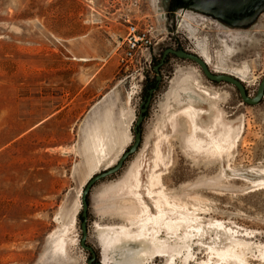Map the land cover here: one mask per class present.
I'll use <instances>...</instances> for the list:
<instances>
[{"label": "rangeland", "instance_id": "obj_1", "mask_svg": "<svg viewBox=\"0 0 264 264\" xmlns=\"http://www.w3.org/2000/svg\"><path fill=\"white\" fill-rule=\"evenodd\" d=\"M244 22L172 0H0V264H88L82 192L133 145L157 76L139 150L88 195V245L102 264H129L117 233L147 222L146 241L155 233L170 242L174 264H264V98L248 105L236 87L175 56L154 70L182 45L254 97L264 78V9ZM130 24L152 41L132 59ZM195 96L209 98L217 123L235 130L231 150L197 146L183 110ZM134 169L140 182L128 194ZM160 192L194 222L154 225L165 209ZM61 238L65 253L56 250ZM143 262L168 260L145 254Z\"/></svg>", "mask_w": 264, "mask_h": 264}, {"label": "bare ground", "instance_id": "obj_2", "mask_svg": "<svg viewBox=\"0 0 264 264\" xmlns=\"http://www.w3.org/2000/svg\"><path fill=\"white\" fill-rule=\"evenodd\" d=\"M206 62L209 63L208 61ZM209 104V98L204 96H195V98H193L187 106H184L183 110L194 127V137L197 146L207 148L214 153L221 154L227 150H231L239 141V137L235 135V130L233 128L229 126H220L217 123L208 108ZM158 156H160V153ZM160 181L161 176L159 177V182ZM139 182L138 172L134 169L128 180L124 183L126 193L136 194ZM156 200L158 204L164 206L165 209L162 207L159 208L158 216L154 225L163 223L170 231L172 228H179L181 225L188 226L189 223L194 222L191 220V214L187 213V211H182L181 207L170 203L164 192H160ZM170 209L172 211H169ZM169 212H172V214L176 216V219L168 218ZM149 220L150 218H147V221ZM148 226L147 222L143 223L138 233H132L124 229L121 233H117V235L120 236L118 240L124 244L120 248L122 252V256H120L122 261H126L129 264H144L143 256L145 254H156V257L158 258H166V260H168L167 264H174L173 255L176 250L170 242L155 238V233H152L153 237L150 238L149 241H146L145 236L147 235L146 230ZM186 236H190V233L187 232ZM144 244H148L151 248H144ZM66 248V241L61 238L57 244L56 250L58 249L62 253H65Z\"/></svg>", "mask_w": 264, "mask_h": 264}, {"label": "water", "instance_id": "obj_3", "mask_svg": "<svg viewBox=\"0 0 264 264\" xmlns=\"http://www.w3.org/2000/svg\"><path fill=\"white\" fill-rule=\"evenodd\" d=\"M183 3H188V0H181ZM194 3L199 6V7H205V6H215V7H221L223 3L226 4V13L235 15V16H240L242 20H248L252 19L255 17L258 13H260L264 9V0H195ZM169 54H174L177 58L179 59H184V60H189L197 64L200 69L202 70L203 74L207 79H209L211 82H216V83H221L225 82L228 83L239 91V94L241 96V99L243 100L244 103L252 106L259 105L261 100L264 98V78L261 81L257 93L254 97H251L247 91L246 86L244 85L243 81L239 79L238 77L230 74H217L214 73V71L209 67L208 63L206 62L205 59L200 57L197 54L191 53L189 51L180 49V50H175V49H167L164 52V59L162 63L164 62L165 58ZM161 63V64H162ZM159 67L160 65L155 67V70L157 73H159ZM161 79V77H158ZM151 98H149L150 100ZM149 103H146V107L142 108L141 114L138 117V120L134 126V132H135V141L133 145L128 149L127 151L124 152L122 157L119 159L118 163L107 170H105L103 173L95 174L87 183L86 187L84 188L82 192V205H83V212H82V238H81V246L84 250L88 252H93V248L88 245L87 243V238H88V210H89V202H88V195L90 194L92 188L94 185L109 177L117 172H119L120 169H122L124 163L126 160L133 154L137 153L139 150V147L142 142V131H141V124L145 119V113L147 111V106ZM95 255L93 258L88 260V264H93ZM97 264H102L101 262Z\"/></svg>", "mask_w": 264, "mask_h": 264}, {"label": "flooded vegetation", "instance_id": "obj_4", "mask_svg": "<svg viewBox=\"0 0 264 264\" xmlns=\"http://www.w3.org/2000/svg\"><path fill=\"white\" fill-rule=\"evenodd\" d=\"M194 1L195 0H188V3L185 4L181 0H172V2L176 3L177 6L193 7L194 9L199 10V11H201V12L207 14V15L216 17L218 19L219 18L223 19V20L228 21L230 23H234V24L235 23H245L244 21H247V20H242L240 16L227 14L226 11H225L226 7H227L225 3H223V5L221 7H215V6L211 5V6H205L204 8L203 7L201 8V7L197 6L194 3ZM210 1H213V0H210ZM178 47L180 49H182V45H179ZM172 56H175V55L174 54H169L165 58L164 62L162 63V61L164 59V54L162 55V58L159 60V62L157 64V66L160 65V67H159L160 72L162 71L163 67L168 65V63L170 62V59H171ZM158 77L159 76H157L155 82L148 83L146 85V93H147L146 101H145L146 103H149L150 102L149 97L153 96L155 94V92H157L160 89V83H161L160 80L161 79H159ZM89 253H90V258L89 259L93 258L94 255H95L93 264L99 263V259H98V255H97L96 251L93 249V252H89Z\"/></svg>", "mask_w": 264, "mask_h": 264}, {"label": "built area", "instance_id": "obj_5", "mask_svg": "<svg viewBox=\"0 0 264 264\" xmlns=\"http://www.w3.org/2000/svg\"><path fill=\"white\" fill-rule=\"evenodd\" d=\"M152 41L146 31H141L135 24L128 27V53L129 58L140 52L149 53Z\"/></svg>", "mask_w": 264, "mask_h": 264}, {"label": "trees", "instance_id": "obj_6", "mask_svg": "<svg viewBox=\"0 0 264 264\" xmlns=\"http://www.w3.org/2000/svg\"><path fill=\"white\" fill-rule=\"evenodd\" d=\"M80 217L83 218V217H82V213L80 214Z\"/></svg>", "mask_w": 264, "mask_h": 264}]
</instances>
